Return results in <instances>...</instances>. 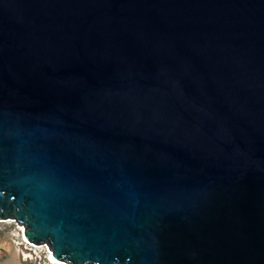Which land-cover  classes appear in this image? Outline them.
<instances>
[{
	"label": "water",
	"instance_id": "water-1",
	"mask_svg": "<svg viewBox=\"0 0 264 264\" xmlns=\"http://www.w3.org/2000/svg\"><path fill=\"white\" fill-rule=\"evenodd\" d=\"M67 264H264V0H0V221Z\"/></svg>",
	"mask_w": 264,
	"mask_h": 264
},
{
	"label": "rangeland",
	"instance_id": "rangeland-1",
	"mask_svg": "<svg viewBox=\"0 0 264 264\" xmlns=\"http://www.w3.org/2000/svg\"><path fill=\"white\" fill-rule=\"evenodd\" d=\"M24 227L15 221H0V264H67L48 256L46 245L26 242Z\"/></svg>",
	"mask_w": 264,
	"mask_h": 264
},
{
	"label": "bare ground",
	"instance_id": "bare-ground-1",
	"mask_svg": "<svg viewBox=\"0 0 264 264\" xmlns=\"http://www.w3.org/2000/svg\"><path fill=\"white\" fill-rule=\"evenodd\" d=\"M48 250V249H47ZM48 256H49V258L51 259V261L54 263L55 261H54V259L51 257V254H50V252L48 251Z\"/></svg>",
	"mask_w": 264,
	"mask_h": 264
}]
</instances>
